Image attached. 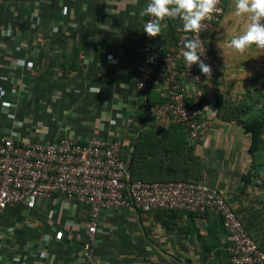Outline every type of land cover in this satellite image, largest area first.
<instances>
[{
  "label": "crops",
  "instance_id": "1",
  "mask_svg": "<svg viewBox=\"0 0 264 264\" xmlns=\"http://www.w3.org/2000/svg\"><path fill=\"white\" fill-rule=\"evenodd\" d=\"M146 5L147 0H0V134L41 143L122 137L129 147L147 93L157 99L167 92L163 66L147 93L136 91L145 44L146 16L140 12ZM224 6L222 21L210 34L211 78L194 87L213 126L202 139L190 141L205 165L201 181L226 198L264 249V193L244 188L242 180L251 164V136L218 112L220 102L245 91L264 65V50L253 45L237 54L227 47L243 33L247 19L234 15V0ZM164 23L153 43L163 54L189 36L181 20ZM154 125L155 132L167 127L155 117ZM87 218L84 203L59 196L8 206L0 215V264H83L75 235L83 234L80 224ZM230 245L213 210L197 215L111 208L100 215L94 255L100 264H232Z\"/></svg>",
  "mask_w": 264,
  "mask_h": 264
},
{
  "label": "built area",
  "instance_id": "2",
  "mask_svg": "<svg viewBox=\"0 0 264 264\" xmlns=\"http://www.w3.org/2000/svg\"><path fill=\"white\" fill-rule=\"evenodd\" d=\"M224 2L219 0L212 18L203 21L198 33L188 36L200 42L201 59L211 66L215 49L210 34L222 21ZM150 19L146 16L144 24ZM143 36V62L134 77L137 95L147 93L159 67L163 66L167 92L161 93L164 101L151 109L155 118L161 125H183L193 141L202 139L212 128L213 120L204 113L202 95L194 87L209 79L197 65L189 68L181 57L185 51L182 38L176 42L175 51L163 54L153 48L158 36L149 37L144 32ZM125 146L123 139L94 138L82 142L63 137L41 143L0 134V215L10 205L36 198L59 196L68 202H82L88 207V218L80 224L83 234L77 233L75 237L82 244L83 264H100L94 255V243L102 211L111 208H130L141 213L180 210L201 215L213 210L230 237L231 263L264 264V249L217 189L205 182L131 181L123 157Z\"/></svg>",
  "mask_w": 264,
  "mask_h": 264
},
{
  "label": "trees",
  "instance_id": "3",
  "mask_svg": "<svg viewBox=\"0 0 264 264\" xmlns=\"http://www.w3.org/2000/svg\"><path fill=\"white\" fill-rule=\"evenodd\" d=\"M260 71L251 76L245 91L236 102H220L218 112L224 121L241 124L245 133L251 136V164L242 180L244 188L252 186L264 193V75ZM147 95V105L136 118L138 124L131 128L133 136L129 148L133 145L132 140L138 135L139 124L143 122L128 167L131 181L203 182L200 173L205 165L201 159L198 160L194 156L195 144L190 141L186 128L181 124L171 123L167 127H160L163 128H159L161 132H155L157 127L148 121V114L151 113L148 110L164 100L160 97L152 99L149 92ZM157 175H164V178H156Z\"/></svg>",
  "mask_w": 264,
  "mask_h": 264
},
{
  "label": "clouds",
  "instance_id": "4",
  "mask_svg": "<svg viewBox=\"0 0 264 264\" xmlns=\"http://www.w3.org/2000/svg\"><path fill=\"white\" fill-rule=\"evenodd\" d=\"M218 4L219 0H149L140 12L142 17H151L144 24L143 32L149 37H157L167 26L164 21L171 18L182 21L183 32L198 33L203 21L212 18ZM234 15L246 17L247 23L243 33L228 41L227 47L237 54L244 53L253 45L264 50V0H234ZM184 49L183 58L187 66L197 65L201 74L210 79L212 68L201 59L200 42L186 38ZM100 91L96 89L97 94Z\"/></svg>",
  "mask_w": 264,
  "mask_h": 264
},
{
  "label": "rangeland",
  "instance_id": "5",
  "mask_svg": "<svg viewBox=\"0 0 264 264\" xmlns=\"http://www.w3.org/2000/svg\"><path fill=\"white\" fill-rule=\"evenodd\" d=\"M260 70H262L263 72H261ZM259 71L261 72V74H263L264 75V65L262 66V68L260 69ZM255 75V74H254ZM230 98H235L234 96L232 97H229V101L231 102V103H233V101H231V99ZM238 99V98H237ZM237 99H234L235 100V102H236V100ZM153 107H151V109H152ZM149 115V118H148V121L149 122H152V123H154V117H155V115H154V113H153V110H151V113L150 114H148ZM156 124V123H155ZM132 134H133V132H132ZM131 137H132V135H128V138H129V142H131ZM122 137H120V139H121ZM127 138V139H128ZM136 139V137L132 140V141H134ZM133 143V142H132ZM131 144V143H130ZM130 144H129V146H130ZM132 149H133V145H132V147L131 148H129V147H127V148H123V157H124V159L126 160V162H128V160H129V158H130V156H131V153H132ZM135 152V151H134ZM134 154V153H133Z\"/></svg>",
  "mask_w": 264,
  "mask_h": 264
},
{
  "label": "water",
  "instance_id": "6",
  "mask_svg": "<svg viewBox=\"0 0 264 264\" xmlns=\"http://www.w3.org/2000/svg\"><path fill=\"white\" fill-rule=\"evenodd\" d=\"M143 121H144V120H143ZM142 124H143V122L140 124V130H141V128H142ZM136 140H137V139H135V140L133 141V149H132V153H131V156H130L128 162H127V166H128V167H129V165H130V162L132 161L133 153H134V151H135V149H136V145H135Z\"/></svg>",
  "mask_w": 264,
  "mask_h": 264
}]
</instances>
